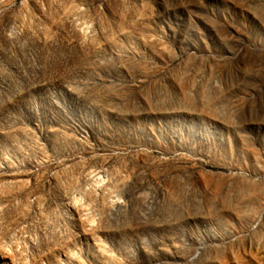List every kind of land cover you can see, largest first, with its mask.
<instances>
[{
	"label": "rangeland",
	"instance_id": "374dc122",
	"mask_svg": "<svg viewBox=\"0 0 264 264\" xmlns=\"http://www.w3.org/2000/svg\"><path fill=\"white\" fill-rule=\"evenodd\" d=\"M0 264H264V0H0Z\"/></svg>",
	"mask_w": 264,
	"mask_h": 264
}]
</instances>
